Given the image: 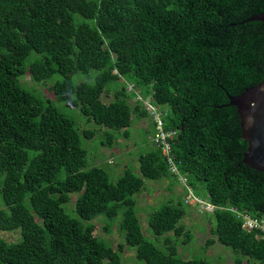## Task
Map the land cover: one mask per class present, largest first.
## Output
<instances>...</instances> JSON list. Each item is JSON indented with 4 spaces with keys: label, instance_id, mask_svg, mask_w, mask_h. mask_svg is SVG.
Here are the masks:
<instances>
[{
    "label": "trees",
    "instance_id": "trees-1",
    "mask_svg": "<svg viewBox=\"0 0 264 264\" xmlns=\"http://www.w3.org/2000/svg\"><path fill=\"white\" fill-rule=\"evenodd\" d=\"M263 8L264 0H0V229L20 232L0 237V264H120L123 243L93 235L99 215L106 228L117 220L136 264H216L178 254L192 235L180 222L181 195L148 216L163 245L143 233L133 194L145 179H176L154 141L137 154L139 173L125 166L112 180L106 167L87 165L82 139L95 130H80L53 99L24 86L25 74L48 80L55 99L105 127L107 145L129 136L133 113L149 115L141 101L130 105L126 80L166 106L180 171L196 194L223 206L211 214L215 238L206 244L231 247L236 264L240 255L264 264V232L247 230L234 211L264 218V171L242 161L247 142L227 104V94L264 80V22L244 20ZM76 72L86 79L74 82ZM72 192L75 214L65 206Z\"/></svg>",
    "mask_w": 264,
    "mask_h": 264
},
{
    "label": "rangeland",
    "instance_id": "rangeland-1",
    "mask_svg": "<svg viewBox=\"0 0 264 264\" xmlns=\"http://www.w3.org/2000/svg\"><path fill=\"white\" fill-rule=\"evenodd\" d=\"M58 76H53L50 81L56 79ZM21 82L24 86L36 91L44 97L53 99L52 101L59 107L60 110L66 114L73 116L77 126L80 130L84 128H93L95 130L94 135L90 138L82 139L84 147L87 149L86 159L87 165H100L108 169L112 180H116L118 175L122 172L125 166H130L136 173H139L137 154L140 150L148 149L152 146L155 130L152 123V117L150 115L140 116L133 113L132 123L128 126L129 136H124L119 133L112 141L110 145L100 142L102 133L105 127L97 126L92 120H88L85 115H82L78 107L72 106L63 100L55 99L54 93L48 87L50 82L47 81H35L29 74L23 75ZM74 82L80 79H86L85 75L80 72L72 74ZM126 82H129L126 80ZM117 84L112 83L108 87L107 93H103L101 98L104 101H109L113 98L114 87ZM129 103L133 106L136 103L134 96L129 99ZM167 110L166 106H162ZM183 184L179 180H174L170 183L167 176H162L159 179H145L144 186L133 197L136 198L135 209L137 217L139 219L141 229L143 233L154 243L163 245L162 236L154 235L148 225L149 214L157 207L160 206L165 200H167L170 194L173 196L174 201L178 195L183 196L184 190ZM204 197L202 194H198ZM77 197V193L72 192L66 208L72 214L74 212V201ZM185 213L181 217L182 222L186 228L191 232V239L185 242L177 243L178 254L184 257L200 256L206 257L216 264H236L235 254L232 248L225 246L218 240H214L210 244H206L208 238H215V235L210 230L211 224V212H201L195 206L184 204ZM94 224L93 235L103 238L112 247L117 248L118 243L122 242L123 247L120 251V264H136L135 248L124 243L123 234L118 228L117 220L113 219L109 221V226L106 228L108 220L99 215L91 219ZM167 234L172 235L169 231ZM0 237L6 241H15L19 237V230H3L0 229ZM178 239L180 237H176ZM157 244V245H158ZM242 262L240 264H246L247 260L253 261L248 256L240 255ZM253 264H261L259 262H252Z\"/></svg>",
    "mask_w": 264,
    "mask_h": 264
},
{
    "label": "water",
    "instance_id": "water-1",
    "mask_svg": "<svg viewBox=\"0 0 264 264\" xmlns=\"http://www.w3.org/2000/svg\"><path fill=\"white\" fill-rule=\"evenodd\" d=\"M244 20L264 22V8ZM227 97V104L236 107L241 137L247 142L242 161L251 168L264 171V80L239 94H227Z\"/></svg>",
    "mask_w": 264,
    "mask_h": 264
},
{
    "label": "built area",
    "instance_id": "built-area-1",
    "mask_svg": "<svg viewBox=\"0 0 264 264\" xmlns=\"http://www.w3.org/2000/svg\"><path fill=\"white\" fill-rule=\"evenodd\" d=\"M127 89L132 90L133 83H128ZM136 98L142 101V104L152 116L154 122V128H155L153 141L155 142L156 146L160 147L161 154L166 159L169 170L172 173L178 175V179L187 190V193L184 197L185 203L197 207V209L201 212H213L217 206L195 195L192 192L189 184L186 182L185 177L180 174L177 163L175 162V158H173V155L170 153V144L168 139L170 136H173L175 134V131L165 130L163 128V120L161 117L163 112L160 110L159 106L154 102H152L151 100L142 98V96L138 93H136ZM234 211L238 214L239 217L242 218V224L246 229L248 230L256 229V230H260L261 232H264V218H257V217L254 218L247 213H242L236 210Z\"/></svg>",
    "mask_w": 264,
    "mask_h": 264
},
{
    "label": "clouds",
    "instance_id": "clouds-1",
    "mask_svg": "<svg viewBox=\"0 0 264 264\" xmlns=\"http://www.w3.org/2000/svg\"><path fill=\"white\" fill-rule=\"evenodd\" d=\"M128 83H133V82H128ZM128 83H127V85H128ZM127 85H126V90L127 91H134L135 92V94H134V99L136 100V101H141L140 99H137L136 98V93H138V94H140V92L138 91V88L136 89V87L134 88L133 87V89L132 90H128L127 89ZM141 95V94H140ZM142 96V95H141ZM142 98H144L143 96H142ZM144 99H148V100H150L149 98H144ZM141 104H142V101H141ZM156 104V103H155ZM158 105V104H157ZM142 106L144 107V105L142 104ZM159 106V108H160V110L163 112L162 113V115L163 114H165L166 113V109H164L161 105H158ZM145 108V107H144ZM146 109V108H145ZM147 110V109H146ZM148 111V110H147ZM148 114L151 116V114L149 113V111H148ZM152 117V116H151ZM162 117V116H161ZM152 121H153V119H152ZM154 123V122H153ZM163 128H164V124H163ZM165 129V128H164ZM166 130V129H165ZM175 131V130H174ZM176 133V132H175ZM152 140H153V137H152ZM162 155V154H161ZM162 157H163V155H162ZM164 158V157H163ZM164 160H165V162H166V159L164 158ZM176 162V161H175ZM166 164H167V162H166ZM177 166H178V164H177ZM167 168H168V171H169V173H171L172 175H174L175 177H176V180H179L178 179V175L177 174H174V173H172L170 170H169V167H168V164H167ZM178 169H179V166H178ZM179 172H180V174L181 175H183L184 176V174L180 171V169H179ZM185 177V179H186V176H184ZM180 181V180H179ZM186 182H187V179H186ZM188 183V182H187ZM191 187V186H190ZM182 189L184 190V192H183V196H182V198H183V202L185 203V201H184V197H185V195H186V193H187V190H186V188L183 186L182 187ZM191 190H192V192L195 194V195H197L198 197H200L201 199H204V200H206L207 202H209V203H211L210 201H208L206 198H204V197H201V196H199L198 194H196L194 191H193V189H192V187H191ZM185 204H187V203H185ZM211 204H213V203H211ZM189 205V204H188ZM215 205V204H214ZM191 206V205H190ZM217 207L216 208H223V206H219V205H216ZM215 210V209H214ZM237 211V210H236ZM240 212V211H239ZM137 213V212H136ZM211 213H213V212H211ZM242 213H244V212H242ZM248 214V213H247ZM250 215V214H249ZM240 219H241V222H242V218L240 217ZM13 230V229H12ZM248 230V229H247ZM6 231V230H5ZM19 235H20V232H19Z\"/></svg>",
    "mask_w": 264,
    "mask_h": 264
}]
</instances>
